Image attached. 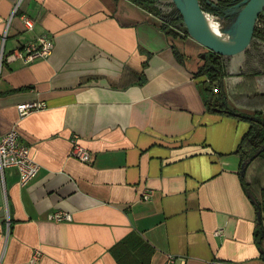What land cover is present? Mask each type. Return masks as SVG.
<instances>
[{
	"label": "crops",
	"instance_id": "0c3cea01",
	"mask_svg": "<svg viewBox=\"0 0 264 264\" xmlns=\"http://www.w3.org/2000/svg\"><path fill=\"white\" fill-rule=\"evenodd\" d=\"M42 33L46 58L0 60V134L16 128L38 164L24 184L0 172V264H264V161L241 168L249 123L206 110L203 46L131 0H0V56ZM238 55L223 84L252 114L264 75L239 74ZM32 101L46 106L19 115ZM73 134L89 162L70 155Z\"/></svg>",
	"mask_w": 264,
	"mask_h": 264
},
{
	"label": "trees",
	"instance_id": "16d2710c",
	"mask_svg": "<svg viewBox=\"0 0 264 264\" xmlns=\"http://www.w3.org/2000/svg\"><path fill=\"white\" fill-rule=\"evenodd\" d=\"M140 8L152 13L161 20V27L167 33L174 37L187 36L184 29L183 34L178 29L183 25V19L179 11L175 8L172 1L167 2L171 9L165 12L161 5L162 0H131ZM201 9L208 12L223 13L235 6H242V0H216V7L211 6L207 0H198ZM243 62L239 74L245 77H254L264 75V9L257 17L253 28L251 38L247 46L242 50ZM176 57L180 60V53L175 50ZM229 55H219L211 50L204 52L201 65L195 72V76L203 77L199 83L203 91V103L209 112H220L224 115L236 117L247 121L249 127L242 136L236 153L239 156L241 168L250 162L251 159L259 157L264 161V116L262 115V104L255 101L262 100L264 104V94L253 92L247 95L245 104L252 105L254 112L252 114L243 112L228 102L227 93L223 84V77L227 74V64ZM142 77V76H140ZM214 88L217 90L214 91ZM243 180V178H241ZM243 186L246 183L242 181ZM256 210L259 216H264V187L260 189L259 199L256 203ZM264 236L260 223L255 230V237L261 239Z\"/></svg>",
	"mask_w": 264,
	"mask_h": 264
},
{
	"label": "built area",
	"instance_id": "2783aa9c",
	"mask_svg": "<svg viewBox=\"0 0 264 264\" xmlns=\"http://www.w3.org/2000/svg\"><path fill=\"white\" fill-rule=\"evenodd\" d=\"M23 25L27 31H32L35 25V19L26 15L21 16ZM53 49L52 37L48 34H38L25 44L14 48L7 54H1L6 61L22 60L24 63L32 62L38 59L46 58ZM217 89L214 88V91ZM46 104L43 101H32L20 103L17 106L19 115L23 116L31 111L45 108ZM70 155L83 161L89 162L92 158L91 152L78 143L77 135L71 137ZM7 166H17L19 169V183L24 184L30 180L38 170V164L35 162L29 153V147L19 140V133L16 128H11L7 132L0 134V172ZM51 218L55 221L69 220L70 214L65 211H55L51 214ZM221 230H216L219 234ZM38 253L33 256L36 260ZM173 263V256H169L166 264Z\"/></svg>",
	"mask_w": 264,
	"mask_h": 264
},
{
	"label": "water",
	"instance_id": "95a60500",
	"mask_svg": "<svg viewBox=\"0 0 264 264\" xmlns=\"http://www.w3.org/2000/svg\"><path fill=\"white\" fill-rule=\"evenodd\" d=\"M172 2L182 16L187 34L199 44L219 55H232L242 51L247 46L258 14L264 9L260 5V0H245L237 17L241 19L240 30L231 42L224 43L211 36L204 27L201 19L203 10L198 0H172Z\"/></svg>",
	"mask_w": 264,
	"mask_h": 264
},
{
	"label": "rangeland",
	"instance_id": "374dc122",
	"mask_svg": "<svg viewBox=\"0 0 264 264\" xmlns=\"http://www.w3.org/2000/svg\"><path fill=\"white\" fill-rule=\"evenodd\" d=\"M170 1H172V0H162V3L163 4L161 5V7H162V9L165 12H168L171 9V6L170 5H166V3L167 2H170ZM207 1L211 3V6L216 7V0H207ZM242 2L244 3L245 0H242ZM241 7L242 6H235L234 8L228 9V10H226L223 13H217L215 11L208 12V11H205L203 9L202 10H203V12H205L208 15H210L211 17H213L217 22L219 21L223 25L224 28L228 29L229 27H231L232 23L234 21H236V19L238 17V13H239ZM184 29L186 30L185 24L181 25V27L178 29V32L183 33V30ZM206 51H209V49L207 47L203 46V49L201 50V52L199 54V58L196 57V59L199 60V62L201 60L202 55ZM239 52H236L235 54L229 55V60L232 57L235 58V56H237L238 54H239L238 56L240 57V55L243 54V52L242 51H239ZM229 60H228V62H229ZM200 87H202L201 84H200Z\"/></svg>",
	"mask_w": 264,
	"mask_h": 264
},
{
	"label": "bare ground",
	"instance_id": "6f19581e",
	"mask_svg": "<svg viewBox=\"0 0 264 264\" xmlns=\"http://www.w3.org/2000/svg\"><path fill=\"white\" fill-rule=\"evenodd\" d=\"M260 5L264 7V0H260ZM201 19L204 27L211 34V36L224 43L231 42L241 27L240 17L237 18L228 29L224 28L219 21L217 22L213 17L205 12H202Z\"/></svg>",
	"mask_w": 264,
	"mask_h": 264
}]
</instances>
